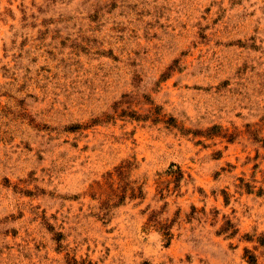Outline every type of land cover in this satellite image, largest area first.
<instances>
[{"label":"rangeland","instance_id":"rangeland-1","mask_svg":"<svg viewBox=\"0 0 264 264\" xmlns=\"http://www.w3.org/2000/svg\"><path fill=\"white\" fill-rule=\"evenodd\" d=\"M0 264H264V0H0Z\"/></svg>","mask_w":264,"mask_h":264}]
</instances>
